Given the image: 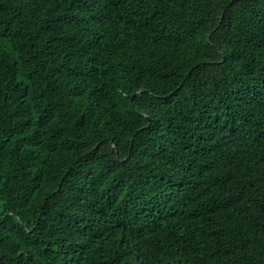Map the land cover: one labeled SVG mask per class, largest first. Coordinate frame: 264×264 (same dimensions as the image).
Listing matches in <instances>:
<instances>
[{
	"label": "trees",
	"instance_id": "obj_1",
	"mask_svg": "<svg viewBox=\"0 0 264 264\" xmlns=\"http://www.w3.org/2000/svg\"><path fill=\"white\" fill-rule=\"evenodd\" d=\"M0 264H264V0H0Z\"/></svg>",
	"mask_w": 264,
	"mask_h": 264
}]
</instances>
